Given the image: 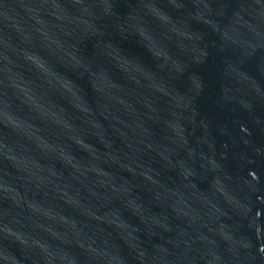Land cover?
<instances>
[{
	"label": "water",
	"instance_id": "obj_1",
	"mask_svg": "<svg viewBox=\"0 0 264 264\" xmlns=\"http://www.w3.org/2000/svg\"><path fill=\"white\" fill-rule=\"evenodd\" d=\"M0 264H264V0H0Z\"/></svg>",
	"mask_w": 264,
	"mask_h": 264
}]
</instances>
